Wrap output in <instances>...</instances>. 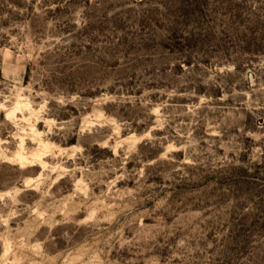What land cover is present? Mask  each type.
Wrapping results in <instances>:
<instances>
[{
    "label": "rangeland",
    "instance_id": "rangeland-1",
    "mask_svg": "<svg viewBox=\"0 0 264 264\" xmlns=\"http://www.w3.org/2000/svg\"><path fill=\"white\" fill-rule=\"evenodd\" d=\"M0 264H264V0H0Z\"/></svg>",
    "mask_w": 264,
    "mask_h": 264
}]
</instances>
